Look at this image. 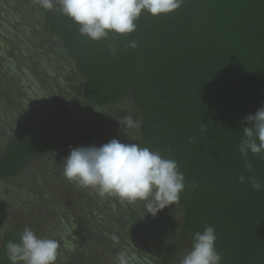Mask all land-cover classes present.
I'll list each match as a JSON object with an SVG mask.
<instances>
[{
    "label": "trees",
    "instance_id": "1",
    "mask_svg": "<svg viewBox=\"0 0 264 264\" xmlns=\"http://www.w3.org/2000/svg\"><path fill=\"white\" fill-rule=\"evenodd\" d=\"M136 23L127 39L92 42L35 0H0V182L21 184L0 264L8 241L45 226L71 239L63 264H180L206 226L221 264H264V187L251 184L264 186V154L249 169L239 153L246 117L264 107V0H184ZM112 139L176 160L179 202L152 216L64 178L70 148Z\"/></svg>",
    "mask_w": 264,
    "mask_h": 264
},
{
    "label": "clouds",
    "instance_id": "2",
    "mask_svg": "<svg viewBox=\"0 0 264 264\" xmlns=\"http://www.w3.org/2000/svg\"><path fill=\"white\" fill-rule=\"evenodd\" d=\"M45 11L55 10L77 28L81 37L92 42L127 39L137 30L136 21L142 12L153 18L170 15L179 10L184 0H35ZM128 48L138 47L129 40ZM115 55V44L110 45ZM120 122V121H119ZM250 127H244L239 153L248 168V156L264 154V107L246 117ZM121 123V122H120ZM122 124V123H121ZM126 127H137L131 117ZM203 130L206 131V128ZM62 175L69 183L95 190L99 196H111L121 203H145L149 215L155 216L166 207L175 205L185 190V177L178 162L166 158L159 151L137 143H121L117 139L88 147L70 148V154L60 164ZM244 176L239 177L243 183ZM252 188L261 191V183L251 180ZM216 234L212 226L192 236V247L180 264H221L222 255L216 249ZM60 242L54 238L38 236L31 228H24L18 241L6 244L10 264H57Z\"/></svg>",
    "mask_w": 264,
    "mask_h": 264
},
{
    "label": "rangeland",
    "instance_id": "3",
    "mask_svg": "<svg viewBox=\"0 0 264 264\" xmlns=\"http://www.w3.org/2000/svg\"><path fill=\"white\" fill-rule=\"evenodd\" d=\"M17 186L21 187V184L17 185L15 181L5 182V183L0 182V223L3 224L2 227L0 225V241L2 239L1 232L3 230L2 228L4 227V224H7L8 228H11L16 222H18L17 221L18 219L13 217V213H14L13 205L17 201H19V195L12 194V188L13 187L15 188ZM3 198L6 200H4ZM37 201L40 202L41 200L38 199ZM45 229L46 231H44V235L42 237L54 238V239L59 240L57 236L54 237L55 231L53 230L51 226H48V227L45 226ZM72 236H74V234H72ZM59 242H60V248H63L64 246L72 243L70 237L69 239H67V242H62L61 240H59ZM131 251L133 250L131 249ZM135 255H137V257L140 258V256L136 252H135ZM153 261L154 260L152 257H148V263L154 264ZM57 264H63V263H60V258H58Z\"/></svg>",
    "mask_w": 264,
    "mask_h": 264
}]
</instances>
